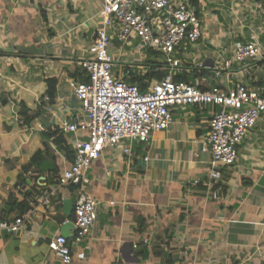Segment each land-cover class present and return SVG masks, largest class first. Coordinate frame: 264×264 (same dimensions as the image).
<instances>
[{"label":"crops","instance_id":"1","mask_svg":"<svg viewBox=\"0 0 264 264\" xmlns=\"http://www.w3.org/2000/svg\"><path fill=\"white\" fill-rule=\"evenodd\" d=\"M180 1L196 9L203 37L197 45L184 41L178 47L177 74L202 89L227 91L245 83L264 90V59L222 69L238 44L257 39L264 47V1L172 3ZM101 7V0H0V222L24 217L16 233L0 229V264H66L49 241L68 228V264H264V115L237 161L223 170L220 197L213 198L193 180L208 179L211 154L201 149L219 109L214 105L178 107L171 125L148 142L105 148L85 185L99 201L97 221L83 241L72 239L76 226L67 223L74 224V208L65 213L64 201L75 202L78 190L55 181L88 135L84 129L65 131L61 123L83 115L71 82L91 54ZM140 42L114 38V70L147 89L162 77L146 75L167 69L160 54ZM50 78L57 80L56 94L44 102ZM41 150L45 156L35 161ZM25 201L28 209L14 206Z\"/></svg>","mask_w":264,"mask_h":264},{"label":"built area","instance_id":"2","mask_svg":"<svg viewBox=\"0 0 264 264\" xmlns=\"http://www.w3.org/2000/svg\"><path fill=\"white\" fill-rule=\"evenodd\" d=\"M101 25L96 32L90 56L80 62L88 81L72 80L71 86L81 102L83 115L65 119V131H87V139L78 143L75 160L60 175V185L77 186L74 202L75 234L72 239L81 242L87 238L97 221L99 201L86 192L88 171L105 148L123 141L148 142L155 131L167 129L172 121V110L190 105H214L209 131L202 151L211 154L208 179H194L203 185L213 198L220 197L219 183L223 170L237 161L241 144L249 131L264 115V90L238 83L224 91L218 87L202 89L196 84L176 81L181 67L176 57L178 47L188 41L197 45L203 37V23L197 11L187 1L176 4L172 0H101ZM131 37L140 39V47L151 49L162 57L167 72L144 91L136 83L115 74L118 58L114 38L126 42ZM264 59V47L257 39L238 44L231 60H225L222 69L234 62L245 63ZM222 69L218 72H222ZM50 100L49 95L43 99ZM124 151L131 153L129 146ZM24 217L0 222V229L16 233ZM49 247L63 263L73 260L69 237L56 235Z\"/></svg>","mask_w":264,"mask_h":264},{"label":"trees","instance_id":"3","mask_svg":"<svg viewBox=\"0 0 264 264\" xmlns=\"http://www.w3.org/2000/svg\"><path fill=\"white\" fill-rule=\"evenodd\" d=\"M264 1V0H263ZM192 2V4L194 5V6H197L198 5V0H192L191 1ZM149 52H151V49H149ZM155 52V51H154ZM155 53H157V52H155ZM154 53V54H155ZM155 59L154 58H152V62L153 63H155V61H154ZM157 64H159L160 66H162L163 64L162 63H157ZM164 73H166L165 72V70H163L162 72H158V74H155V73H153V72H151V73H148L147 75H146V77L149 79V80H151V79H153L154 77H157V78H161L163 75H164ZM76 76H77V78H79V79H81V80H83V81H88V79H89V77L87 76V73L85 72V69L84 68H82V69H77V73L75 74ZM145 77V78H146ZM174 79L176 80V81H184V82H189V78L187 77V75H184V74H180V73H178V74H176V76L174 77ZM126 80V79H125ZM127 81V80H126ZM128 82H130V81H128ZM134 81H131V83H133ZM149 82V81H148ZM47 83H48V90H47V95H49V97H50V99L52 100L53 98H54V96H55V94H56V89H57V80L56 79H54V78H50V79H47ZM136 84H138L140 87H141V90H145L146 89V87L148 86L147 84H143V85H141V84H139V83H136ZM21 112L23 113V115H24V117H25V121L26 122H29L30 121V119H32L31 117H30V115H29V112H28V110H26V109H22L21 110ZM31 112V111H30ZM35 116V115H34ZM60 142H62V140L60 141ZM48 145V144H47ZM45 156V150H41V151H39L38 153H37V155H36V158H35V161H37L38 159H40V158H43ZM25 169L26 170H35V169H33V168H31L30 166L29 167H25ZM52 181V180H51ZM58 181H60V178H59V180H57V181H55V182H58ZM21 185H22V183H21ZM72 187H74V188H77V186H75V185H71ZM201 186H203V185H201ZM33 195V192L32 191H30V192H27V194H26V197H31ZM14 206H18V207H23V208H26V209H28L29 208V206H30V204H29V202L27 201V203H26V201L25 202H22V203H20V204H14ZM14 210V207L12 206V207H8L7 208V211H6V213H11L12 211ZM4 212L5 211H3V215H2V217H4ZM5 213V214H6ZM137 254H138V252H137Z\"/></svg>","mask_w":264,"mask_h":264},{"label":"water","instance_id":"4","mask_svg":"<svg viewBox=\"0 0 264 264\" xmlns=\"http://www.w3.org/2000/svg\"><path fill=\"white\" fill-rule=\"evenodd\" d=\"M73 208H74V201L72 199H67L64 201V211L65 213H67L68 215H71L73 213ZM68 227H72L75 226L73 223L68 222L67 223ZM69 228L63 232V234H66V236H69V232H68Z\"/></svg>","mask_w":264,"mask_h":264}]
</instances>
